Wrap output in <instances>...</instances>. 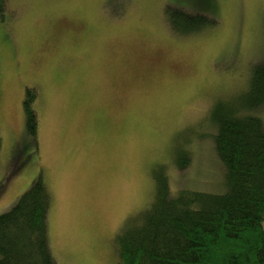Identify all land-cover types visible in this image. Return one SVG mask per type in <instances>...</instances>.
Wrapping results in <instances>:
<instances>
[{
	"label": "rangeland",
	"instance_id": "rangeland-1",
	"mask_svg": "<svg viewBox=\"0 0 264 264\" xmlns=\"http://www.w3.org/2000/svg\"><path fill=\"white\" fill-rule=\"evenodd\" d=\"M3 9L0 214L40 175L55 264H116L114 237L147 207L158 175L171 193L225 192L214 111L242 105L264 61V0H6ZM178 10L214 25L172 31ZM26 87L36 91L34 139ZM253 112L264 121V103Z\"/></svg>",
	"mask_w": 264,
	"mask_h": 264
},
{
	"label": "trees",
	"instance_id": "trees-1",
	"mask_svg": "<svg viewBox=\"0 0 264 264\" xmlns=\"http://www.w3.org/2000/svg\"><path fill=\"white\" fill-rule=\"evenodd\" d=\"M5 4L0 0V13ZM177 13L169 19L172 31L188 34L214 25L205 15ZM35 97V89L26 87L23 108L32 139L38 123ZM243 100L214 111V149L225 170V192L171 193L167 177L158 175L147 207L114 237L116 264H264V121L253 112L264 103V61L251 71ZM1 145L0 135V150ZM180 153L182 169L191 155ZM49 206L38 175L0 214V264H55L47 239Z\"/></svg>",
	"mask_w": 264,
	"mask_h": 264
}]
</instances>
